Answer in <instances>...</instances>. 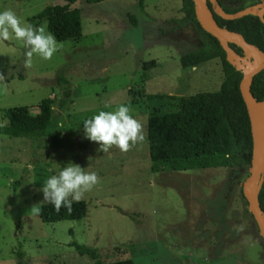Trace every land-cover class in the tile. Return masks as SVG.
Segmentation results:
<instances>
[{
  "label": "rangeland",
  "instance_id": "1",
  "mask_svg": "<svg viewBox=\"0 0 264 264\" xmlns=\"http://www.w3.org/2000/svg\"><path fill=\"white\" fill-rule=\"evenodd\" d=\"M138 1L76 0L81 36L58 41L63 47L51 60L34 54L30 68L22 41L0 42V124L2 109L36 111L41 99H53L48 136L0 134V264H18V253L24 264H264V239L241 188L250 165L177 171L151 160L147 140L103 153L85 138L83 121L100 111L128 106L146 131V94L214 91L223 80L218 57L181 67L180 56L202 45L192 23L180 25L181 0H143V8ZM57 3L65 1L0 0V11L39 26L46 20L33 17ZM68 163L101 178L82 199L85 216L44 222L30 215L43 201L42 185ZM72 242L94 249L95 259Z\"/></svg>",
  "mask_w": 264,
  "mask_h": 264
},
{
  "label": "trees",
  "instance_id": "2",
  "mask_svg": "<svg viewBox=\"0 0 264 264\" xmlns=\"http://www.w3.org/2000/svg\"><path fill=\"white\" fill-rule=\"evenodd\" d=\"M63 4L45 6L33 18L46 20L47 30L58 41L79 38L82 34L80 13L71 7L76 0H64ZM97 3L103 0H86ZM223 10L236 12L259 0H217ZM211 7L210 2H207ZM143 8V0L138 1ZM180 11L184 14L180 25L192 23L201 33L202 45L180 56L183 69L196 66L202 62L218 57L221 61L223 80L217 90L201 91L191 95L148 93L146 140L152 161L170 163L173 170H185L195 167L250 165L252 137L245 103L242 99L239 82L243 73L235 69L226 59V53L218 40L199 25L192 0H181ZM220 26L239 32L245 40L264 52V23L253 14L235 19H224L214 13ZM133 23L135 19L131 16ZM237 52L243 50L231 43ZM154 61L145 63L153 66ZM251 93L257 100L264 96V68L252 78ZM51 97H45L34 106L22 105L2 109L6 118L0 124V134L11 137L48 136V126L52 120ZM19 184V181H16ZM259 204L264 211V181L258 194ZM86 203L81 200L73 204L69 214L66 209L55 211L50 203L42 206L41 218L44 222L78 219L85 216ZM71 245L80 254H87L95 259L94 249L72 242ZM18 264H24L22 254L18 253ZM94 264H134L129 259L110 263L95 260Z\"/></svg>",
  "mask_w": 264,
  "mask_h": 264
},
{
  "label": "clouds",
  "instance_id": "3",
  "mask_svg": "<svg viewBox=\"0 0 264 264\" xmlns=\"http://www.w3.org/2000/svg\"><path fill=\"white\" fill-rule=\"evenodd\" d=\"M14 37L22 41L26 49L24 53V67L30 68L34 54L43 60H51L63 44L47 30V24L39 26L22 23L12 9L0 11V42ZM6 77L0 73V82ZM85 138L98 143L99 150L108 153L114 146L126 153L133 147L146 141L144 125L130 114V108L120 105L115 111H100L93 117L83 121ZM101 182V178L94 171H85L78 164L68 163L58 174L51 175L42 185L43 201L34 204L29 214L39 216L42 204L50 203L55 211L61 208L70 214L73 204L79 203L86 193ZM243 231V225L238 226Z\"/></svg>",
  "mask_w": 264,
  "mask_h": 264
},
{
  "label": "water",
  "instance_id": "4",
  "mask_svg": "<svg viewBox=\"0 0 264 264\" xmlns=\"http://www.w3.org/2000/svg\"><path fill=\"white\" fill-rule=\"evenodd\" d=\"M192 1L199 25L218 40L226 53L227 61L243 73L239 89L249 118L252 151L250 172L241 188L250 213L264 239V211L258 200V194L264 181V96L261 100H257L250 90L253 76L264 68V52L254 44L247 42L241 33L220 26L214 17V13L224 19H235L253 14L264 23V0H259L258 3L248 5L233 13L223 10L217 0ZM208 1L211 7L208 6ZM231 43L240 47L243 53H237L230 46Z\"/></svg>",
  "mask_w": 264,
  "mask_h": 264
},
{
  "label": "crops",
  "instance_id": "5",
  "mask_svg": "<svg viewBox=\"0 0 264 264\" xmlns=\"http://www.w3.org/2000/svg\"><path fill=\"white\" fill-rule=\"evenodd\" d=\"M210 60H211V59H210ZM210 60H207V61H205V63H206V62H209ZM193 67H194V66H193ZM168 94H171V92H170V93H168ZM78 141H79V143H82V139H81V138H79V140H78Z\"/></svg>",
  "mask_w": 264,
  "mask_h": 264
}]
</instances>
